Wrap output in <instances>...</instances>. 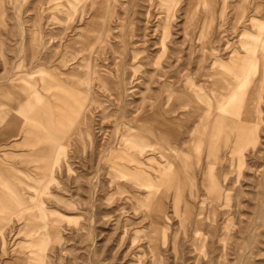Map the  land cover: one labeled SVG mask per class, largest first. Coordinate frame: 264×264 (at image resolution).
Instances as JSON below:
<instances>
[{"label": "rangeland", "instance_id": "1", "mask_svg": "<svg viewBox=\"0 0 264 264\" xmlns=\"http://www.w3.org/2000/svg\"><path fill=\"white\" fill-rule=\"evenodd\" d=\"M263 49L264 0H0V264H264Z\"/></svg>", "mask_w": 264, "mask_h": 264}, {"label": "bare ground", "instance_id": "2", "mask_svg": "<svg viewBox=\"0 0 264 264\" xmlns=\"http://www.w3.org/2000/svg\"><path fill=\"white\" fill-rule=\"evenodd\" d=\"M203 5H205V7L207 6L206 3H204ZM259 55H260V59H261V67L264 68V49L261 50V52H259ZM92 75L93 76H96L97 79L100 78L99 74L96 73L95 71H92ZM222 105H223L222 103L219 104V112L215 115L216 118H215V122H214L213 127H212L213 128V131H212V133H213L212 140L208 143L207 148H206V150H207V156H206V159H205V166L207 168V174H205V175H206L207 178L206 179H203V181L205 180V182L207 183V188L208 189L211 188V185H210V182H209V178L211 177V174H212V172H213V170L215 168V164H216V162L218 160V157H217L218 156L217 155V149H216V142L214 141V135H216L218 132H220L219 129H222L223 128L222 126L224 125V123L227 120V118L223 114L225 112V107H222ZM249 114L250 113H249L248 109H246L245 112L243 113L244 119L250 120L251 119V116H249ZM249 124L250 123L242 124L238 128L239 129L238 130V133H240V135H242L243 138H246V137L249 138L250 137V140H252L253 139V136L255 135L254 130L256 129V125L257 124H255L254 127L248 126ZM171 128L174 129V130L175 129L177 130L178 127L174 123H171ZM225 133L229 134L228 132H225ZM224 135H226V134H224ZM187 146H188L187 143L184 144V148H187ZM201 147H199V145H198V148L197 147H194V148L191 149L192 152H194L197 155V163L200 161L198 158H199V156L202 153ZM234 148H236V147L234 146ZM166 149H167L168 153L173 154L174 159H175V163L182 164V163L185 162L184 159H183V157H182V155L183 154H186V153L188 154V150H186V149L185 150H181V151L178 150L177 144H175L172 147L171 146L170 147H167ZM165 155L163 154L162 157L165 158ZM183 168H184L183 173L184 174L185 173L188 174V171L190 170L191 167L189 166V164L187 162H185L183 164Z\"/></svg>", "mask_w": 264, "mask_h": 264}]
</instances>
